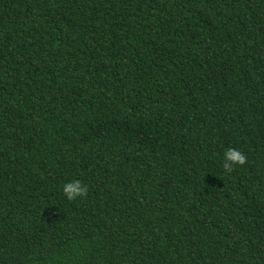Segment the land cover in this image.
<instances>
[{
  "label": "trees",
  "instance_id": "16d2710c",
  "mask_svg": "<svg viewBox=\"0 0 264 264\" xmlns=\"http://www.w3.org/2000/svg\"><path fill=\"white\" fill-rule=\"evenodd\" d=\"M0 264H264V0H0Z\"/></svg>",
  "mask_w": 264,
  "mask_h": 264
},
{
  "label": "clouds",
  "instance_id": "9594fccd",
  "mask_svg": "<svg viewBox=\"0 0 264 264\" xmlns=\"http://www.w3.org/2000/svg\"><path fill=\"white\" fill-rule=\"evenodd\" d=\"M245 155L239 148L232 146H225L222 152L223 168L225 171L230 170L233 166H241L245 163ZM59 189L62 192L66 200H76L83 198L87 193V187L83 181L75 176H68L59 185Z\"/></svg>",
  "mask_w": 264,
  "mask_h": 264
}]
</instances>
